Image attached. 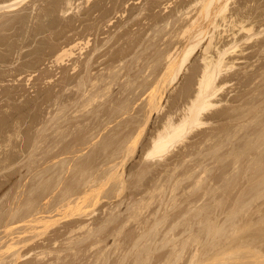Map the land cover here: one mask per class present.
I'll use <instances>...</instances> for the list:
<instances>
[{"label": "rangeland", "instance_id": "374dc122", "mask_svg": "<svg viewBox=\"0 0 264 264\" xmlns=\"http://www.w3.org/2000/svg\"><path fill=\"white\" fill-rule=\"evenodd\" d=\"M201 2L0 0V264H264V0H229L217 27ZM199 28L176 80L162 82L169 55ZM212 36L209 55L227 52L217 104L167 153L147 157L169 116L188 114ZM159 80L161 108L151 113ZM97 178L99 187L89 182ZM84 180L96 189L87 185L82 204ZM39 216L46 225L31 227Z\"/></svg>", "mask_w": 264, "mask_h": 264}, {"label": "bare ground", "instance_id": "6f19581e", "mask_svg": "<svg viewBox=\"0 0 264 264\" xmlns=\"http://www.w3.org/2000/svg\"><path fill=\"white\" fill-rule=\"evenodd\" d=\"M202 2H204V5H203V7H202V10H200L201 11V16H203L204 18H207L209 21V24L210 25H214V26H218L217 25V20H218V18H221V19H223L222 21H224V22H226L227 20H228V16L226 15L227 13V9H228V1L229 0H224L225 2H223L222 1V4H218L213 10H212V8H211V5H212V3H213V0H205V1H203V0H201ZM232 1V0H231ZM201 2V3H202ZM236 2V1H235ZM20 3V2H19ZM196 3V2H195ZM195 3H194V5H195ZM231 3V2H230ZM37 4V3H36ZM198 4V3H197ZM250 5V4H249ZM253 5V4H252ZM202 6V5H201ZM237 6V5H236ZM9 7H11V6H9ZM20 7V6H19ZM192 7V6H191ZM213 7V6H212ZM233 7V6H232ZM192 8H194V7H192ZM12 10V9H11ZM19 10V9H18ZM24 10V9H23ZM186 10V9H185ZM254 11H255V8L253 9ZM257 10V9H256ZM244 11V10H243ZM24 12H26V11H24ZM181 12V11H180ZM187 13H188V11H187ZM192 13V12H191ZM193 14V13H192ZM191 14V15H192ZM6 15V14H5ZM8 15V14H7ZM188 15V14H187ZM198 15V14H197ZM182 16H183V14H182ZM240 16H241V14H240ZM258 16V15H257ZM260 16H261V14H260ZM11 17V16H10ZM9 17V18H10ZM186 17H188V16H186ZM202 17V18H203ZM239 17V16H238ZM195 18V17H194ZM247 18V17H246ZM248 18H250V17H248ZM253 18V17H252ZM257 18V17H256ZM184 19V18H183ZM193 19V18H192ZM189 20V19H188ZM194 20V19H193ZM198 20V19H197ZM236 20V19H235ZM245 20V19H244ZM220 21V20H219ZM246 21H248V20H246ZM246 21H244V22H246ZM4 22V21H3ZM191 22V21H190ZM197 22V21H196ZM196 22H194V23H196ZM236 22V21H235ZM242 22V21H241ZM254 22V21H253ZM252 22V23H253ZM192 23V22H191ZM249 23V22H248ZM248 23H247V25H248ZM226 24V23H225ZM224 24V25H225ZM243 24V23H242ZM254 24V23H253ZM252 24V25H253ZM190 25H192V24H190ZM197 25V24H196ZM227 25V24H226ZM247 25H245L246 27H243V25H242V29L243 30H247L246 32H248V31H250L251 29H253V27L251 28V26H250V28H247ZM249 25H251V24H249ZM249 25H248V27H249ZM262 25V24H261ZM189 26V25H188ZM195 26V25H194ZM254 26V25H253ZM185 27V26H184ZM193 28V26H190V29H192ZM196 27V26H195ZM199 27H201V26H199ZM204 27H206V26H204ZM207 27H209V25L207 26ZM256 27V26H255ZM186 28H187V26H186ZM189 29V28H188ZM201 29H202V27H201ZM200 28H199V30H194L195 32L194 33H192L193 35H191L190 34V38H188L187 39V41H190V43L186 46V48L183 50V52L181 53V54H177V55H169V62L168 61H166V62H168L167 63V66H166V71H164V72H162V73H164L162 76L161 75H159V76H161L162 78V82L164 81L165 82V80L167 79V80H169L170 79V81L171 82H174L175 80H176V78H177V76H178V73L180 72V70L182 69V67L184 66V64L188 61V59H189V56H190V54L196 49V47L202 42V35L204 34V29L203 30H201ZM206 29V28H205ZM213 29V28H212ZM230 29V28H229ZM232 29V28H231ZM227 30V29H226ZM225 30V31H226ZM184 31V30H183ZM187 31V30H186ZM185 31V32H186ZM188 31H190V30H188ZM213 31V30H212ZM216 31V30H215ZM220 31V30H219ZM219 31H217V32H219ZM252 31V30H251ZM250 31V32H251ZM257 31V30H256ZM260 31V30H259ZM221 32V31H220ZM228 32H230V31H228ZM249 32V33H250ZM180 33V32H179ZM189 33V32H188ZM206 33H207V31H206ZM242 33V32H241ZM240 33V34H241ZM253 33H255L254 31H253ZM211 34V33H210ZM219 33H217V35H218ZM248 34V33H247ZM260 34H262V33H260ZM234 35V34H233ZM186 36V35H185ZM227 36V35H226ZM257 36V35H256ZM177 37V36H176ZM206 37V36H205ZM215 37V36H214ZM233 37V36H232ZM262 37V36H261ZM72 38V37H71ZM204 38V37H203ZM210 38V37H209ZM224 38V37H223ZM237 38V37H236ZM247 38V37H246ZM248 39V38H247ZM219 40V39H218ZM258 40V39H257ZM179 41V40H178ZM186 41V42H187ZM234 41V40H233ZM218 42V41H217ZM222 42V41H221ZM235 42H237V41H235ZM207 43V42H206ZM205 43V44H206ZM242 43V42H241ZM214 43H213V36L210 38V41H209V43H208V45H207V47H206V49L204 50V52H205V56H204V62H205V64L203 63V66H204V70H202L203 71V74L201 75V78H200V82H199V85H198V90H197V92L194 94L195 96L193 97V99L191 100V102H190V105H188V106H190V107H188L187 109H189L188 110V114L187 115H185L179 122H173L172 121V119H171V116H169L170 118H169V120H168V122L165 124V125H163V127H162V129H160L159 130V132L157 133V136L154 138V140H152L153 141V145H152V148H150L151 150L149 151V153H148V156L147 157H151V156H161V155H163L164 153H167L168 151H169V149L173 146V145H175V144H177L178 142H180V141H182L184 138H186V135H187V133H188V131H189V129H193L194 127H196V126H199V125H202L203 123H202V121H201V117H202V115L203 114H205L204 112H206V111H208V110H210L211 108H213V107H215V105L217 104H215V102H214V99L216 98V95H217V92H218V88H217V83H216V80H217V77L220 75V73L222 72V70H223V68H224V65H225V56H226V53L227 52H223V51H221L220 50V52H219V56L217 57V58H214L213 56H210L209 54H211L210 53V49H211V47H212V45H213ZM242 46H244V45H242ZM68 47V46H67ZM182 47V46H181ZM170 48V47H169ZM241 48V47H240ZM62 49V48H61ZM68 50V49H67ZM67 50H64V52L63 53H61L62 52V50H61V52H60V56L59 57H61V59H62V57L65 55V52L67 51ZM69 50H71V48H69ZM69 50H68V52H67V54H69V53H71V51L69 52ZM203 50V49H202ZM179 51V50H178ZM244 52V51H243ZM75 53V52H74ZM172 53V52H171ZM177 53V52H176ZM64 54V55H63ZM72 54V53H71ZM175 54V53H174ZM217 54H218V52H217ZM70 55V54H69ZM74 55V54H73ZM166 55V54H165ZM202 57V56H201ZM57 59H59L58 57H56ZM165 59V58H164ZM235 59H237V58H235ZM60 60V59H59ZM165 61V60H164ZM233 61H235V60H233ZM157 63V62H156ZM227 63V62H226ZM156 65V64H155ZM228 65V64H227ZM237 65V64H236ZM160 66V65H159ZM226 66V65H225ZM77 68V67H76ZM159 68V67H158ZM230 68V67H229ZM230 71V70H229ZM161 73V74H162ZM226 74V73H225ZM246 74V73H245ZM249 74V73H248ZM153 76V75H152ZM169 76V79L168 78H166L165 79V77H168ZM221 76V75H220ZM157 77H158V75H157ZM156 77V78H157ZM160 79V78H159ZM165 79V80H164ZM149 80V79H148ZM161 80H159V82H160ZM159 82H157L156 83V86L151 90V92H150V95H149V98H148V106H150L152 109L150 110L149 109V112L151 111V113H152V110L154 111V109L156 110V109H159V107L160 106H158L159 104H160V101L159 100H161V98L162 97H160L161 95H160V93H161V91H159V89L161 88V86H160V84H161V82L159 83ZM167 82V81H166ZM165 82V83H166ZM169 82V81H168ZM227 82V81H226ZM110 83V82H109ZM146 83V82H145ZM164 83V84H165ZM112 84H113V82H112ZM143 85V84H142ZM158 85H159V87H158ZM161 85H163V83L161 84ZM111 87V86H110ZM108 88V87H107ZM223 88V87H222ZM192 89V88H191ZM220 89V88H219ZM221 90V89H220ZM96 95V94H95ZM98 96V95H97ZM163 96V95H162ZM218 96V95H217ZM241 96V95H240ZM242 97V96H241ZM218 98V97H217ZM94 99H96V98H94ZM94 99H92V100H94ZM191 99V98H190ZM91 101V100H90ZM163 102V101H162ZM221 102V101H220ZM188 103V102H187ZM161 105V104H160ZM157 106H158V108H157ZM164 106V105H163ZM161 108V107H160ZM150 113V114H151ZM154 113V112H153ZM152 117V116H151ZM173 117V116H172ZM153 118V117H152ZM168 118V117H167ZM142 119V118H141ZM149 119V118H148ZM148 121V120H147ZM190 127V128H189ZM189 128V129H188ZM242 129V128H241ZM263 132V131H262ZM262 132H260V133H262ZM65 133V132H64ZM18 134V133H17ZM264 134V133H263ZM129 135V134H128ZM260 135V134H259ZM130 136H131V134H130ZM258 136V135H257ZM263 136V135H262ZM259 138V137H258ZM65 140V139H64ZM128 140H130L129 138H128ZM257 140V139H256ZM44 141H46V140H44ZM126 141V140H125ZM113 145V144H112ZM111 145V146H112ZM122 145V144H121ZM125 146V145H124ZM125 148V147H124ZM123 148V149H124ZM124 150H126V148L124 149ZM149 150V149H148ZM244 150V149H243ZM119 152V151H118ZM117 152V153H118ZM128 152V151H127ZM126 152V153H127ZM130 152V151H129ZM113 156H115V155H113ZM125 159V158H124ZM124 162V161H123ZM120 163V162H119ZM255 163V162H254ZM121 164V163H120ZM253 165V164H252ZM115 166H117V167H115V169H114V166L112 167L114 170H116V169H118V167H120L118 164L117 165H115ZM66 168V167H65ZM111 168V169H112ZM208 167H206V169H207ZM75 169V168H74ZM107 169V168H106ZM109 169V168H108ZM205 169V168H204ZM47 170H49V169H47ZM64 170V169H63ZM87 171V170H86ZM102 171V170H101ZM108 171V170H107ZM107 171H105V172H107ZM113 171V170H112ZM112 171H110V169H109V171L107 172L108 174H109V172H112ZM118 171V170H117ZM116 171V172H117ZM122 171V170H121ZM120 170L118 171L119 172V174L118 175H120L121 176V172ZM72 172V171H71ZM105 172L103 173L104 175H105V177H106V175H108L107 173L105 174ZM114 172V171H113ZM121 172V173H120ZM209 172V171H208ZM87 173V172H86ZM115 173V172H114ZM143 173V172H142ZM46 174V173H45ZM91 174V173H90ZM99 174V173H98ZM111 174H113V173H111ZM123 174V173H122ZM203 174V173H202ZM92 175V174H91ZM104 175H101V177H100V182L102 183H104V182H106L105 180H108L109 181V179L106 177H104ZM114 175V174H113ZM112 175V176H113ZM115 175H116V173H115ZM114 175V177H116V178H118V182L116 183L115 181V183L118 185V183H119V181L121 182V180H122V182L121 183H123V179H122V177H118V176H115ZM142 175V174H141ZM93 177H94V175H92ZM110 175H108V177H109ZM91 177V176H90ZM105 178V180L103 181L102 179L103 178ZM111 177V176H110ZM114 177H112V178H114ZM140 177V176H139ZM99 178V177H98ZM98 178L97 179H95V181L93 182L92 180L94 179H92V178H90V179H92V180H87V181H89V182H92V183H94L95 185L96 184H99V185H97L96 187H99L100 186V183H97L99 180H98ZM111 178V181L112 180H114V179H112ZM115 178V179H116ZM89 179V178H88ZM127 179V178H126ZM63 180H64V178H63ZM97 180V181H96ZM124 180H125V178H124ZM85 181V180H84ZM127 181V180H126ZM89 182H87V184H85L86 183V181L85 182H83L84 183V185H85V188H86V190H91L88 186H91L92 185V183H90L91 185H89ZM96 182V183H95ZM200 182V181H199ZM42 183V182H41ZM77 183V182H76ZM83 183H82V185H83ZM121 183H119L120 185H118V186H121L120 188H119V190L120 189H122V184ZM78 184V183H77ZM104 184H107V182L106 183H104ZM79 185V184H78ZM88 185V186H87ZM126 185V184H125ZM88 188H87V187ZM260 186V185H259ZM43 187H45V186H43ZM71 187H73V186H71ZM75 187H77V188H79V189H77V190H75L74 188H72L73 190H74V192L76 191V193H77V191L78 190H80V192L78 191V193H81V194H79V195H84L85 193V198L81 201L82 202V204H84L85 203V201H86V196H88L89 195V193H91L90 191L89 192H86L85 190H84V187H81V189H82V191H85V193L84 192H82L81 191V189H80V187H78V186H76L75 185ZM92 187V189L93 190H91V191H94V188H95V186L93 185V186H91ZM102 188V186L100 187V188H97L98 190H100ZM70 189V188H69ZM96 189V188H95ZM123 189H124V187H123ZM97 190V191H98ZM134 190V189H133ZM123 191V190H122ZM121 191V192H122ZM130 191V190H129ZM71 192V191H70ZM120 192V193H121ZM151 192V191H150ZM46 193V192H45ZM76 193L75 194H73V192L72 193H68V194H70L69 195V197L71 196V194H72V196L71 197H73L74 195V197L72 198V204L73 205H76L77 206V208L79 207H81L82 206V204H77V202H80V199H82V197L81 196H79L78 194H77V197H76ZM84 193V194H83ZM117 193H119V191L117 190ZM148 194H149V192H147ZM67 195V194H66ZM92 195V194H91ZM94 195V194H93ZM92 195V196H93ZM147 195V194H146ZM133 196V195H132ZM67 198H68V196H66ZM65 197V198H66ZM88 197H90V196H88ZM131 197V196H130ZM64 198V197H63ZM78 198V199H77ZM80 198V199H79ZM48 199V198H47ZM74 199H76V201L74 200ZM119 199V198H118ZM132 199V198H131ZM138 199V198H137ZM61 200V199H60ZM123 200H124V198H123ZM134 200V199H133ZM64 201H65V199H64ZM69 201V202H68ZM70 201H71V199H66V202L65 203H70ZM87 201H88V198H87ZM86 201V202H87ZM126 201V200H125ZM136 201V200H135ZM134 201V202H135ZM142 201V200H141ZM76 204H75V203ZM80 202V203H81ZM191 202V201H190ZM58 203H59V201H58ZM61 204L63 203V205L61 206V204H57V205H60L61 206V208L63 207L64 209H65V211L66 210H68V209H66L67 207H66V204L64 203V202H60ZM120 203V202H119ZM124 203V202H123ZM129 203V202H128ZM142 203V202H141ZM195 203V202H194ZM52 204V203H51ZM55 204V203H54ZM53 204V205H54ZM65 204V205H64ZM68 204H67V206H68ZM133 204V203H132ZM191 204V203H190ZM52 205V206H53ZM71 205V204H70ZM68 206V208L70 207V209L71 208H73V207H71V206H73V205H71V206ZM81 205V206H80ZM109 205V204H108ZM116 205V204H115ZM121 205H123V204H121ZM138 205H140L139 203H138ZM143 205V204H142ZM193 205V204H192ZM45 206V205H44ZM51 206V207H52ZM76 206L74 207V208H76ZM130 206V205H129ZM136 206H137V204H136ZM190 206V205H189ZM50 207V208H51ZM117 207V206H116ZM138 207V206H137ZM198 207V206H197ZM60 208V207H59ZM74 208H73V210H74ZM144 208H146V206L144 207ZM19 209V208H18ZM26 209H28V208H26ZM54 209H55V211L57 212V209L55 208V206H54ZM53 209V210H54ZM64 209H61V210H64ZM115 209V208H114ZM113 209V210H114ZM138 209H142V207L140 208H138ZM137 209V210H138ZM165 209V208H164ZM41 210V209H40ZM111 210V209H110ZM143 210H146V209H143ZM50 211V213L52 212L53 213V211H52V209L51 210H49ZM55 211H54V213H55ZM133 211V210H132ZM135 211V210H134ZM159 211V210H158ZM40 212V211H39ZM44 212H46V211H44ZM59 212V211H58ZM107 212V211H106ZM142 212V211H141ZM143 212H145V211H143ZM207 212H209L208 210H207ZM206 212V213H207ZM16 213V212H15ZM41 213V212H40ZM43 213V212H42ZM46 213H48V210H47V212ZM51 213V214H52ZM108 213H111V212H109L108 211ZM133 213V212H132ZM137 211H136V215H137ZM162 213H163V211H162ZM234 214H235V212H233ZM237 213V212H236ZM37 214V213H36ZM39 214V213H38ZM44 214V213H43ZM42 214V215H43ZM116 214V213H115ZM143 214V213H142ZM234 214H233V216H234ZM111 215H112V213H111ZM110 215V216H111ZM133 215H134V217H135V213H133ZM140 215V214H139ZM157 215V214H156ZM213 215V214H212ZM91 216H93V215H91ZM113 216V215H112ZM138 216V215H137ZM136 216V217H137ZM169 216V215H168ZM206 216V215H205ZM209 216V215H208ZM231 216V215H230ZM232 216V218L234 219V217ZM236 216V215H235ZM35 217H36V215H35ZM34 217V218H35ZM42 218L44 217V216H41ZM40 216L37 218V219H32L33 220V223H35V222H37V224H31V227L32 226H36V227H38L37 225H40L39 223H42L43 224V222H40L41 220H42V218H41ZM45 217H47V216H45ZM44 217V218H45ZM116 217V216H115ZM142 217V216H141ZM207 217V216H206ZM211 217V216H210ZM14 218V217H13ZM41 220H40V219ZM43 218V219H44ZM49 218V217H48ZM89 218H90V216H89ZM130 218L132 219V216H130ZM146 218H148V217H146ZM208 218V217H207ZM227 218H229V217H227ZM46 219V218H45ZM44 219V220H45ZM52 219V218H51ZM85 219V218H84ZM91 220H92V217L90 218ZM94 219V218H93ZM116 219V218H115ZM137 219H139V217L137 218ZM230 219V218H229ZM228 219V220H229ZM25 220V219H24ZM40 220V221H39ZM82 220V219H81ZM80 220V221H81ZM135 220V219H134ZM150 219L148 218V221H149ZM164 220H165V218H164ZM167 220V219H166ZM205 220H206V218H205ZM227 220V221H228ZM21 221V220H20ZM23 221V220H22ZM26 221V220H25ZM35 221V222H34ZM46 221V220H45ZM49 221V220H48ZM79 221V222H80ZM86 221V220H85ZM93 221V220H92ZM99 221V220H98ZM104 221V220H103ZM108 221V220H107ZM129 221V220H128ZM142 221V220H141ZM147 221V222H148ZM161 221V220H160ZM163 221V220H162ZM215 221V220H214ZM226 221V222H227ZM230 221V220H229ZM51 222V221H50ZM50 222H48V223H50ZM78 222V221H77ZM83 222V221H82ZM117 222V221H116ZM115 222V223H116ZM127 222V221H126ZM158 222V221H157ZM157 222H155V223H157ZM165 222H167V221H165ZM203 223H204V221H202ZM201 222V223H202ZM31 223V222H30ZM46 223V222H45ZM44 223V224H45ZM47 223V224H48ZM53 223V222H52ZM73 223V222H72ZM76 223V222H75ZM125 223V222H124ZM123 223V224H124ZM141 223H143V222H141ZM154 223V222H153ZM208 223H209V221H208ZM210 223H211V221H210ZM209 223V224H210ZM214 223V222H213ZM41 224V225H42ZM43 224V225H44ZM77 224V223H76ZM85 224H86V222H85ZM104 224V223H103ZM126 224H128V223H126ZM146 224V223H145ZM162 224H164V221H163V223ZM205 224H207V223H205ZM209 224H207V225H209ZM212 224V223H211ZM46 225V224H45ZM72 225V224H71ZM74 225V224H73ZM78 225H79V223H78ZM94 225V224H93ZM140 225H142V224H140ZM149 225V224H148ZM175 225H176V222H175ZM47 226H49V224L47 225ZM47 226H44L45 228H47ZM88 226H90V224L88 225ZM92 226V225H91ZM90 226V227H91ZM102 226V225H101ZM124 226H125V224H124ZM128 226V225H127ZM154 226H155V224H154ZM165 226V225H164ZM177 226V225H176ZM209 226H211V225H209ZM74 227V226H73ZM76 227H77V225H76ZM89 227V228H90ZM95 227V226H94ZM105 227V226H104ZM142 227H143V225H142ZM145 227V226H144ZM158 226H156V228H154L153 227V229H156V230H158V228H157ZM208 227V226H207ZM213 227H214V224H213ZM34 228L35 227H33L32 229L34 230ZM41 228V227H40ZM75 228V227H74ZM93 228V227H92ZM125 228V227H124ZM175 228V226H173V228H172V226L170 227V229L172 230V229H174ZM205 228V227H204ZM218 228H220V227H218ZM29 229V231H30V228H28ZM36 229H38V228H36ZM42 229V228H41ZM71 229V228H70ZM77 229V228H76ZM83 229V227L82 228H80L79 227V231H81V230ZM123 229V228H122ZM161 229H163V228H161ZM217 229V228H216ZM215 228H214V230H215V232L216 233H221V230L223 229H220V232H219V229H217L216 230ZM32 230V231H33ZM43 230V229H42ZM75 230V229H74ZM145 230V229H144ZM156 230H154V231H156ZM167 230V229H166ZM189 230V229H188ZM200 230V229H199ZM199 230H198V234H199ZM209 230H210V228H209ZM212 230V229H211ZM211 230L208 232V233H210L211 232ZM214 230H212V232H214ZM72 231H73V229H72ZM72 231H70L69 232V234L72 232ZM115 231V230H114ZM118 231H120V230H118ZM159 231V230H158ZM168 231V230H167ZM201 231V230H200ZM207 231V230H206ZM218 231V232H217ZM28 232V231H27ZM78 232V231H77ZM82 232V231H81ZM94 232V231H93ZM121 232H123V231H121ZM141 232V231H140ZM152 232V231H151ZM169 232H170V230H169ZM211 232V233H212ZM215 232L214 233H212V236L214 235H216L215 234ZM73 233V232H72ZM91 233V232H90ZM100 233V232H99ZM147 233V232H146ZM155 233V232H154ZM165 233H168V232H165ZM195 233V232H194ZM197 233V232H196ZM210 233V234H211ZM21 234V233H20ZM68 234V235H69ZM88 234H89V231H88ZM122 234V233H121ZM171 234V233H170ZM173 234V233H172ZM209 234V235H210ZM36 235V234H35ZM106 235V234H105ZM146 235V234H145ZM150 235V234H149ZM148 235V236H149ZM167 235V234H166ZM193 235V234H192ZM42 236V235H41ZM71 236V235H70ZM117 236V235H116ZM115 236V237H116ZM154 236V235H153ZM157 236V235H156ZM168 236V235H167ZM166 236V238H168ZM39 237V236H38ZM79 237V236H78ZM118 237V236H117ZM155 237V236H154ZM179 237V236H178ZM76 238V237H75ZM144 238H146V237H143V240H145ZM153 238V237H152ZM164 238V237H163ZM175 238V237H174ZM198 235L196 236V239L195 240H198ZM36 239V238H35ZM126 239V238H125ZM138 239V238H137ZM136 239V240H137ZM148 239H149V237H148ZM157 239V238H156ZM171 239H172V237H171ZM170 239V240H171ZM72 240V239H71ZM71 240H70V242H71ZM147 240V239H146ZM168 240V239H167ZM169 240V241H170ZM15 241V240H14ZM24 241V240H23ZM27 241V240H26ZM58 241V240H57ZM56 241V242H57ZM76 241V240H75ZM103 241H105V239L103 240ZM123 241V240H122ZM130 241V240H129ZM151 241V240H150ZM162 241V240H161ZM161 241H159V242H161ZM166 241V240H165ZM184 241H185V239H184ZM186 241H188V240H186ZM199 241V240H198ZM56 242H55V244H56ZM164 242V241H163ZM167 242V241H166ZM175 242H177V241H175ZM23 243V242H22ZM103 243V242H102ZM152 243V242H151ZM188 243V242H187ZM35 244V243H34ZM82 244V243H81ZM115 244V243H114ZM118 244V243H117ZM144 244H146L145 242H144ZM143 244V245H144ZM157 244H158V242H157ZM161 244H163V243H161ZM93 245V244H92ZM97 245V244H96ZM98 245H100V243L98 244ZM136 245V244H135ZM95 246V245H94ZM114 246V245H113ZM132 246H134V244L132 245ZM137 246V245H136ZM147 246V245H146ZM145 246V247H146ZM156 246V245H155ZM184 246V245H183ZM26 247V246H25ZM107 247V246H106ZM117 247V246H116ZM140 247V246H139ZM148 247H151V245H149ZM163 247H164V244H163ZM163 247H161V248H163ZM182 247V246H181ZM187 247V246H186ZM135 248V247H134ZM142 248V247H141ZM185 248V247H184ZM102 249V248H101ZM106 249V248H105ZM142 249H144V248H142ZM148 249V248H147ZM146 250V249H145ZM144 250V251H145ZM149 250H150V248H149ZM20 251H21V249H20ZM42 251V250H41ZM48 251H49V249H48ZM105 251V250H104ZM133 251V250H132ZM154 251V250H153ZM17 252V251H16ZM54 252V251H53ZM136 253H137V255H138V252L137 251H135ZM147 252V251H146ZM184 252V251H183ZM42 253V252H41ZM40 253V254H41ZM48 253V252H47ZM58 253V252H57ZM140 253V252H139ZM173 253V252H172ZM172 253H170L171 255H172ZM39 254V255H40ZM49 254V253H48ZM52 254V253H51ZM169 254V253H168ZM183 254V253H182ZM181 254V255H182ZM13 255H15V254H13ZM18 255V254H17ZM14 256V257H20L19 255H20V253H19V255L18 256ZM24 255V254H23ZM102 255H103V251H102ZM135 255V254H134ZM175 255V254H174ZM147 257H149V256H147ZM173 257V256H172ZM22 258V257H21ZM141 258H142V256H141ZM175 258V257H174ZM180 258V257H179ZM13 259V258H12ZM11 259V260H12ZM16 260H17V258H15ZM15 259H13V260H15ZM23 259V258H22ZM102 259V258H101ZM176 259V258H175ZM1 260V259H0ZM135 260H137V258H135ZM139 260V259H138ZM143 260V259H142ZM168 260V259H167ZM6 261V260H5ZM4 261V262H5ZM14 262V261H13ZM18 262V261H17ZM96 262V261H95ZM141 263L142 262H144V261H140ZM165 262H167V261H165L164 260V263ZM3 263V262H2ZM135 263V262H134ZM11 264V263H10ZM137 264V263H136Z\"/></svg>", "mask_w": 264, "mask_h": 264}]
</instances>
